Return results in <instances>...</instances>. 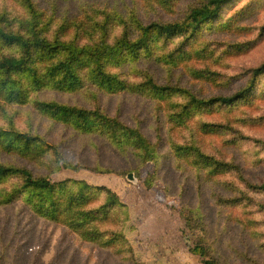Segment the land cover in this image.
Masks as SVG:
<instances>
[{
  "label": "trees",
  "instance_id": "16d2710c",
  "mask_svg": "<svg viewBox=\"0 0 264 264\" xmlns=\"http://www.w3.org/2000/svg\"><path fill=\"white\" fill-rule=\"evenodd\" d=\"M12 1L21 7L23 19L0 13V210L14 223L7 240L0 234V258L29 249L35 237L29 233L19 239L20 218L4 213L16 203L83 242L117 256L131 251L132 220L112 200L110 188L67 171L60 174L64 180L44 182L58 176L52 172L58 164L69 169L90 164L66 156L39 128L15 127L3 108L30 104L28 91L79 92L87 87L98 94L91 106L35 100L33 109L91 136L93 163L102 170L106 162H118L113 169L122 176L143 175L150 143L146 131L155 130L156 146L165 148L170 161L158 163L155 175L174 204L210 239L218 224L226 222L233 238L227 252L247 243V251L264 257V237L255 238L264 223V139L246 133L241 122L256 119L252 105L264 92V64L249 71L232 94L211 88L215 70L234 59L240 45L205 27L222 16L233 22L222 11L234 0H201L183 15L173 10L172 0H153V7H142L143 0H78L82 4L61 19L65 14H57L56 4L48 14L34 0ZM219 56L222 63L212 67L201 63ZM193 60L197 65H189ZM232 79L227 76L226 83ZM151 106L159 124L145 122V131L141 109ZM260 119L264 122V110ZM243 153L248 156L241 161ZM246 166L259 170L257 181L249 178ZM255 204L258 212L251 215L248 208ZM211 253L209 264H223L214 246ZM261 256L232 259L235 264H264Z\"/></svg>",
  "mask_w": 264,
  "mask_h": 264
},
{
  "label": "rangeland",
  "instance_id": "374dc122",
  "mask_svg": "<svg viewBox=\"0 0 264 264\" xmlns=\"http://www.w3.org/2000/svg\"><path fill=\"white\" fill-rule=\"evenodd\" d=\"M34 1L40 10L48 14H51L50 7L56 4L57 14L60 16L65 14L58 19L65 17L77 4H82L78 0ZM172 2L173 10L181 11L183 15L194 4L198 2L200 4L201 0H172ZM153 4V0H143L142 7H153ZM3 11L14 15V21L19 22L23 19L19 16L23 14L21 7L12 0H0V13ZM222 15L231 18L233 22L224 21L222 16L221 20L211 21L212 25L205 27V30H219L221 37L226 41L239 40L240 50L234 59L228 60L225 67L215 70L218 75L211 84V88L216 92L232 94L246 82L249 71L264 64V0H234L224 7ZM162 18L165 19L166 14ZM217 62L222 63L221 56L216 61L212 59L201 61L202 64H208L210 67ZM189 65H197V63L193 60L189 62ZM227 76L233 77L228 83H226ZM204 94L208 93L204 92ZM31 96L33 99L30 104L3 107L13 117L14 126L23 130L31 127L39 128L42 133L60 144L66 156L90 164V167L78 169L64 168L58 164L52 170L53 174L58 176L53 179L46 177L44 182L64 180V175L60 174L67 171L73 178L83 177L90 184L106 185L110 188L112 200L117 201L118 206L125 210L132 220L128 229L131 251L117 256L112 250H103L96 245L83 242L61 225L24 212L23 205L16 203L4 213L20 218L21 225L16 228L19 239H24L29 233L35 237L30 240L29 249L1 257L0 264H209L213 259L212 246L215 247V254H222L223 264H235L232 257L241 254L261 256L254 250L247 251V243L242 244L237 251L227 252L226 248L233 238L226 222L218 224L214 238L210 239L204 231L193 226L192 216L181 206L175 205L174 199L168 196L164 185L157 180L155 170L158 163L162 166L168 165L169 158L162 145L156 146L155 130L146 131L145 122L148 124L159 122L158 115L152 110V106L142 108V117H140L141 125L150 137L144 163L145 172L141 177L136 174L122 176L113 169L119 165L118 162L112 163L111 166L106 162L102 170L93 163L94 158L90 149L91 136L54 121L44 114L41 115L33 109L35 100L91 106L97 102L98 94L93 95L91 89L87 87L79 92L42 90L33 93L28 91L26 97ZM252 108L256 119L241 122L246 133L253 136L258 134L264 139V122L260 119V114L264 110V92L258 95ZM180 140L181 138H178V142ZM247 156L248 154H241L240 160L244 161ZM256 165L257 163L253 164V166ZM246 172L252 181L258 180L259 170L246 166ZM184 178L187 189V172ZM110 197L111 194L106 196V198ZM261 197L263 196H258V198ZM258 209L257 204L253 205L248 208L249 214L252 215L253 211L257 213ZM2 212L0 210V234H3L7 240L11 236V224L14 221L8 217H2ZM22 224L25 225L22 226ZM260 237H264V223L261 224V233L255 238Z\"/></svg>",
  "mask_w": 264,
  "mask_h": 264
}]
</instances>
